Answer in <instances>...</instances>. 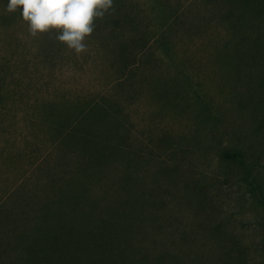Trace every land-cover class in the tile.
<instances>
[{
	"label": "rangeland",
	"instance_id": "rangeland-1",
	"mask_svg": "<svg viewBox=\"0 0 264 264\" xmlns=\"http://www.w3.org/2000/svg\"><path fill=\"white\" fill-rule=\"evenodd\" d=\"M6 5L0 264H20L36 224L62 228L71 214L74 228H91L118 207L137 224L115 237L126 264H264V145L232 100L240 83L264 80L263 52L234 51L238 28L264 33V19L248 21L234 0H113L77 55L56 31L31 36ZM87 111L108 143L85 172L63 135Z\"/></svg>",
	"mask_w": 264,
	"mask_h": 264
},
{
	"label": "trees",
	"instance_id": "trees-1",
	"mask_svg": "<svg viewBox=\"0 0 264 264\" xmlns=\"http://www.w3.org/2000/svg\"><path fill=\"white\" fill-rule=\"evenodd\" d=\"M5 1L8 2V0ZM234 2L241 6L240 11L249 12L248 21L249 19L256 20L254 22L258 24V21L264 19V0H234ZM222 18L232 24L240 19L236 12L229 10L223 14ZM240 31L241 28H238L236 43L240 46L234 49L236 54L251 53V56L255 57L260 52L264 53V33H260L258 30L257 32L248 30L249 32L242 31L240 34ZM245 45L248 46L247 50H244ZM239 85L241 88L238 86L232 93V100H235L237 110L249 116L254 127V137L264 145V80L258 81L254 87L246 82ZM91 112L87 111L80 116L74 124L75 126L73 125L63 135L64 140L69 141L71 138L79 144L82 153V169L85 172L89 169V165L100 162L106 157L104 155L108 143L104 137L96 134L94 124L90 121ZM229 158L239 164L244 163L241 150L232 151ZM73 193L74 191L70 198H66L71 206L72 204L73 206L77 205L81 196V193ZM133 211L132 209L127 212L126 208L118 207L108 217L100 218L97 224L91 228L83 226L78 229L74 228L71 214L68 215V218L67 215L65 218L60 216L62 217L60 221H64L63 224L66 225L63 226L64 228H61L59 223L58 226L56 225V229L36 224L32 235L26 237L22 235L24 238L20 240L18 246L17 261L20 264H126L128 256L123 253L120 245L115 243V237L119 233H122L123 236L131 232L134 226L136 227L137 224L131 218ZM47 217L48 214L42 215L44 220L48 219ZM157 261L159 264L160 258Z\"/></svg>",
	"mask_w": 264,
	"mask_h": 264
},
{
	"label": "clouds",
	"instance_id": "clouds-1",
	"mask_svg": "<svg viewBox=\"0 0 264 264\" xmlns=\"http://www.w3.org/2000/svg\"><path fill=\"white\" fill-rule=\"evenodd\" d=\"M112 8L113 0H8L5 11L19 10L33 37L56 31L55 39L79 55L87 51L95 21Z\"/></svg>",
	"mask_w": 264,
	"mask_h": 264
}]
</instances>
